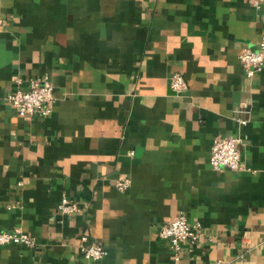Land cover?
<instances>
[{"label":"crops","instance_id":"1","mask_svg":"<svg viewBox=\"0 0 264 264\" xmlns=\"http://www.w3.org/2000/svg\"><path fill=\"white\" fill-rule=\"evenodd\" d=\"M0 18V230L34 238L0 244V264H264V63L246 76L237 59L263 4L0 0ZM44 76L47 115L4 100ZM215 134L241 138L242 169L209 165ZM61 194L81 209L60 212ZM178 212L199 235L174 259L157 229ZM80 234L104 255L83 257Z\"/></svg>","mask_w":264,"mask_h":264},{"label":"built area","instance_id":"2","mask_svg":"<svg viewBox=\"0 0 264 264\" xmlns=\"http://www.w3.org/2000/svg\"><path fill=\"white\" fill-rule=\"evenodd\" d=\"M252 6L259 8L264 0H251ZM0 18V22H1ZM238 62L244 70L246 76H251L260 69L264 63V36L259 38L256 47L251 49L244 47L237 54ZM167 86L175 93L186 89L187 84L181 73L171 72L167 78ZM4 100L19 115H47L54 103L55 97L52 90V83L44 76L42 78L31 77L27 86L15 88L4 95ZM239 122L244 120L237 118ZM241 138L232 134H215L209 144L208 162L213 169L227 168L229 170H239L243 166L239 161V144ZM19 183V182H17ZM128 184L127 178H119L115 182L118 189H124ZM81 206L65 194H61L57 209L63 213L79 211ZM197 224H190L184 213L178 212L170 219L162 222L157 234L169 242L172 257L176 259L182 242L193 241L199 235ZM8 242H19L28 246L34 245V238L17 227L0 230V244ZM78 250L80 254L89 259H98L105 253L103 245L97 241L88 239L86 234L78 236ZM203 264H232L228 260L216 259L213 262Z\"/></svg>","mask_w":264,"mask_h":264}]
</instances>
